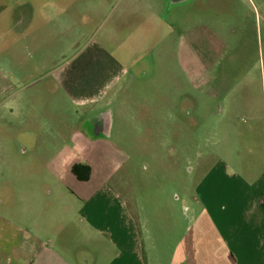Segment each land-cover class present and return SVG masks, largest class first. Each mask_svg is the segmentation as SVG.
I'll use <instances>...</instances> for the list:
<instances>
[{
  "label": "crops",
  "instance_id": "1",
  "mask_svg": "<svg viewBox=\"0 0 264 264\" xmlns=\"http://www.w3.org/2000/svg\"><path fill=\"white\" fill-rule=\"evenodd\" d=\"M151 1L94 4L101 10L120 9L115 17L131 29L139 3L143 11H153ZM186 1L167 0L178 7ZM183 21L185 15L178 25ZM92 22L84 18L76 33L82 44L72 41L71 55L42 76L41 85L17 92L8 79L0 82V264H264V124L256 128L259 115L237 97L232 105H217L224 97L215 84L204 81L201 61L186 60L185 30L172 48L182 77L171 78L165 60L156 77L149 58L128 59L120 45H107L108 33ZM166 38L162 42L170 40L169 34ZM166 44L163 54L169 52ZM140 89L145 95L136 117L159 118L162 125L136 121L130 148L143 147L137 138L149 132L150 148L174 146L179 154L185 148V117L237 111L251 117L242 144L226 143L229 125L220 131L225 135L216 138L211 160L198 156L194 172L200 173L192 191L187 192L186 177L181 181L175 174L171 183L169 172L162 188L152 181L146 189L136 188L134 178L123 174L129 161L121 149L125 143L110 140L109 108L120 107L116 112L123 116L124 107H136ZM12 118L18 119L17 126L11 125ZM11 141H17L14 150L20 156H13ZM246 144L252 156H246ZM74 165L82 166L81 179L72 173ZM85 166L89 174L84 180ZM45 176L58 185L56 196H38Z\"/></svg>",
  "mask_w": 264,
  "mask_h": 264
},
{
  "label": "rangeland",
  "instance_id": "2",
  "mask_svg": "<svg viewBox=\"0 0 264 264\" xmlns=\"http://www.w3.org/2000/svg\"><path fill=\"white\" fill-rule=\"evenodd\" d=\"M85 1L87 0H0V82L4 78L8 79V85L17 92L29 91L25 87L29 88L31 84H35L34 88L41 85V77L71 55L74 49L68 48L72 41L75 40L76 45L82 44L83 39L79 40L82 35L78 37L76 33L83 28L86 17H92L94 26L101 27L108 33L105 34L108 35V46L120 45L128 59L143 62L149 58L154 63V76H161L162 62L165 60L170 63L171 78L182 77V70L180 73L178 68V54L173 53L172 48L177 44L178 34L185 30L188 45L186 60L192 63L201 61L204 81L215 84L216 93L220 97L229 98L228 101L224 98L219 100L217 105L226 102L232 105L233 98L237 97L244 108L259 115L256 117L259 122L255 126L257 129L260 125L262 127L264 0H188L179 7L167 0H152L153 11H143L145 6L140 2L137 22L134 25L133 20L129 21L130 24L133 23L131 29L125 26V21L117 20L119 15L115 17L119 8L114 11L108 6V9L101 10L103 7L94 4L98 0L87 1L92 2L91 6L85 4ZM93 12L97 14L94 15ZM182 15H185V21L179 26L178 20ZM74 23L78 28L73 26ZM167 34L170 42H162L164 38L167 39ZM164 44L169 47L168 54L161 51ZM187 76L188 70L186 78H189ZM140 90L141 94L136 93V107H124L123 116L116 112L121 110L120 107L109 108L110 140L125 143L121 149L128 155L129 161L123 174L130 175L131 180L134 178L136 188L146 189L150 181L162 188L166 183L163 177L168 176L169 172L168 179L171 183L175 174H178L181 181L186 177L187 192L192 191L200 173L194 172L198 156L201 154L203 158L209 159L207 162L211 160L215 154L216 138H221L219 134L225 135V132L220 131H224L229 125L226 128V143L230 147L242 144L241 134L251 117L237 111L232 114L226 112L223 117L217 114L201 118L193 115L185 117V150L181 148L179 154L174 146L165 149L150 148L149 132L141 133V137L137 138V143L139 141L143 147L130 148V141L136 137L133 125L136 121L140 126L146 127L162 125L157 121L159 118L136 117L139 112L137 103L141 104L145 95ZM187 92L193 93L188 87ZM0 117L2 118L1 101ZM196 120L197 125L194 124ZM17 121V118H12L11 125L17 126ZM88 121L91 122L90 116ZM16 143L17 141H11L14 157L20 156L14 150ZM251 149L252 146L246 144V156H252ZM242 152L245 156L243 149ZM13 180L18 185V176L14 175ZM53 183L45 176L41 186L42 194L38 196H56L59 187ZM185 213L189 224L190 210L187 209Z\"/></svg>",
  "mask_w": 264,
  "mask_h": 264
},
{
  "label": "trees",
  "instance_id": "3",
  "mask_svg": "<svg viewBox=\"0 0 264 264\" xmlns=\"http://www.w3.org/2000/svg\"><path fill=\"white\" fill-rule=\"evenodd\" d=\"M82 166L81 165H74L72 167V173L78 178V179H81L83 176L81 175V172L80 171ZM83 172L85 174V177H84V180L88 178V174H89V168L88 167H83Z\"/></svg>",
  "mask_w": 264,
  "mask_h": 264
}]
</instances>
